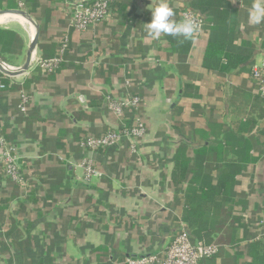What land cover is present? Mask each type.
Wrapping results in <instances>:
<instances>
[{
	"label": "crops",
	"instance_id": "0c3cea01",
	"mask_svg": "<svg viewBox=\"0 0 264 264\" xmlns=\"http://www.w3.org/2000/svg\"><path fill=\"white\" fill-rule=\"evenodd\" d=\"M67 1L25 0L40 27L38 49L26 73L4 75L8 85L2 78L0 126L27 186L0 171V264H120L161 253L183 222L186 193L203 186L215 202L203 205L216 207L217 228L224 224L212 242L220 251L204 264H255L264 256L253 242L264 220V100L251 73L264 63V23L248 24L252 0L199 6L206 23L192 40L146 38L158 0H119L86 31L71 28ZM198 1L168 0L173 19ZM19 3L0 0V19L8 18L0 29L25 45L17 68L35 37L31 23L5 13ZM66 38L64 62L45 74L38 61L54 58ZM134 97L147 130L139 150L124 141L85 151L87 135L132 123L130 108L117 115L109 103ZM86 161L101 173L89 183Z\"/></svg>",
	"mask_w": 264,
	"mask_h": 264
},
{
	"label": "built area",
	"instance_id": "2783aa9c",
	"mask_svg": "<svg viewBox=\"0 0 264 264\" xmlns=\"http://www.w3.org/2000/svg\"><path fill=\"white\" fill-rule=\"evenodd\" d=\"M93 1V2H92ZM111 0H68L65 4V12L68 14L71 28L77 31H86L93 26L102 23L110 18L112 9L110 8ZM20 8L24 5L19 3ZM182 21L192 19L200 25V31L205 26V18L194 13L191 9H184L181 12ZM199 31V32H200ZM198 32V33H199ZM197 33V34H198ZM67 38L61 42L57 50V54L52 59H40L37 66L43 69V72L50 75L56 72L64 62V54L67 50ZM4 68L11 67L2 62ZM251 77L258 83V95L264 100V63L253 68ZM6 86L2 83L0 76V90H5ZM29 98L24 95L22 103V111L27 109ZM142 100L139 97L130 98L128 101L114 100L109 103L110 110L121 115L124 108L128 107L132 111V123L122 125L117 130H109L101 136L87 135L82 139L80 145L83 149L103 150L110 146L112 142L122 144L128 141L132 145L134 151L139 150V146L143 143L147 134L146 125L140 114ZM88 174L96 173L95 165L89 162ZM0 171L11 182L26 187V179L22 172L20 157L14 151L12 143H10L3 134L0 126ZM260 234L253 239V242L264 241V220L260 221ZM221 245L217 243L206 244L204 242H194L187 226L180 222L178 231L174 236L170 245L161 253L153 255H145L140 257H127L120 264H204L219 253Z\"/></svg>",
	"mask_w": 264,
	"mask_h": 264
},
{
	"label": "trees",
	"instance_id": "16d2710c",
	"mask_svg": "<svg viewBox=\"0 0 264 264\" xmlns=\"http://www.w3.org/2000/svg\"><path fill=\"white\" fill-rule=\"evenodd\" d=\"M23 5V9L27 10L31 14V10L26 6L25 0H19ZM51 2H58L60 0H50ZM119 0H111L110 1V8L115 9L117 6H119L118 3ZM210 0H199L197 4L194 7H190L188 9H191L194 11V13L206 17L204 13H202V10H200L199 6L205 7L204 4L207 5V3ZM93 2V1H92ZM212 6L211 8L216 7L217 1H211ZM11 8H17V6L13 3H11ZM20 8V7H19ZM214 11H212L213 13ZM216 43L211 41L210 42V50L208 53V58H212L214 55V49H215ZM24 43L20 39L19 35L10 30L6 29H0V58L9 66H15L16 65V57L20 55V52L24 50ZM221 49V48H220ZM218 49V50H220ZM217 51V50H216ZM226 60L229 64L232 63V59L227 56ZM232 65V64H231ZM226 68V69H225ZM224 69L226 71L229 70V66H226ZM1 77L4 79L5 83L7 84V79L4 77V75H1ZM2 83L4 84L3 80ZM8 85V84H7ZM181 155V154H180ZM184 177L183 175L180 176V178ZM210 189V188H208ZM213 191H205L204 186L201 187L200 190H188L186 193V210L183 217V222L187 226L194 242H204L206 244H211L213 242V237L219 233L224 224L217 228L215 225V222L213 220V215L215 216L216 207L214 208H208L205 204L203 205V201L205 203L215 204L213 196ZM217 194V193H216ZM264 247V241H261L259 244L257 243L254 248L260 249ZM216 257V256H215ZM214 258V257H213ZM255 264H264V256L260 257L258 261L255 262Z\"/></svg>",
	"mask_w": 264,
	"mask_h": 264
},
{
	"label": "clouds",
	"instance_id": "9594fccd",
	"mask_svg": "<svg viewBox=\"0 0 264 264\" xmlns=\"http://www.w3.org/2000/svg\"><path fill=\"white\" fill-rule=\"evenodd\" d=\"M148 10L151 12V22L144 24L146 38L155 40L163 34L192 40L200 31V25L192 19L181 22L174 20L175 13L169 6L168 0H158L154 7L149 5ZM246 11L248 24L264 23V0H252L251 6Z\"/></svg>",
	"mask_w": 264,
	"mask_h": 264
},
{
	"label": "water",
	"instance_id": "95a60500",
	"mask_svg": "<svg viewBox=\"0 0 264 264\" xmlns=\"http://www.w3.org/2000/svg\"><path fill=\"white\" fill-rule=\"evenodd\" d=\"M5 13L16 15V16H21V17L28 19L30 21V23L32 24L34 31H35V40L28 48L26 62L24 63V65L22 67L12 68L9 71V70H6L2 66V61L0 60V72L3 75L9 76V77H17V76H20V75L26 73L32 64V60H33V58L37 52L38 44L40 41V27L37 25L34 18L25 10H21V9L9 10V11H6Z\"/></svg>",
	"mask_w": 264,
	"mask_h": 264
},
{
	"label": "rangeland",
	"instance_id": "374dc122",
	"mask_svg": "<svg viewBox=\"0 0 264 264\" xmlns=\"http://www.w3.org/2000/svg\"><path fill=\"white\" fill-rule=\"evenodd\" d=\"M29 103H30V98H29ZM114 130H117V129H114ZM144 139H146V136H145V138ZM117 145H121L120 143H117V142H112L111 144H110V146H108V147H106V148H104L103 150H88V149H84L85 151H91V152H98V151H106V150H108L109 148H112V147H115V146H117ZM13 148H14V151H16V153H17V150H16V147H14L13 146ZM89 162H91V161H86V163H85V165H84V171H85V177H84V181H86L87 183H89V182H91V181H93V179H97V178H100V176H101V173H100V171L97 169V167L95 166V171H96V173H94L93 175H89L88 174V172H87V170H88V165L90 164ZM94 164V163H93ZM95 165V164H94Z\"/></svg>",
	"mask_w": 264,
	"mask_h": 264
},
{
	"label": "bare ground",
	"instance_id": "6f19581e",
	"mask_svg": "<svg viewBox=\"0 0 264 264\" xmlns=\"http://www.w3.org/2000/svg\"><path fill=\"white\" fill-rule=\"evenodd\" d=\"M22 18H24V17H22ZM8 20V18L7 17H3V18H1L0 19V24H2V23H4V21L5 20ZM13 19H15V18H13ZM16 19H18V18H16ZM25 20H27L29 23H30V21L28 20V19H26V18H24ZM12 20V19H11ZM18 21H20L21 23H23V24H25V25H27L28 27H29V33H30V36L31 37H33V35H34V32H33V30H31L32 28H31V26L28 24V22H26V21H24V20H22V19H19ZM34 40H35V37H34V39H33V41L31 42V44L34 42ZM5 67V66H4ZM6 70H9L10 71V68H5Z\"/></svg>",
	"mask_w": 264,
	"mask_h": 264
}]
</instances>
